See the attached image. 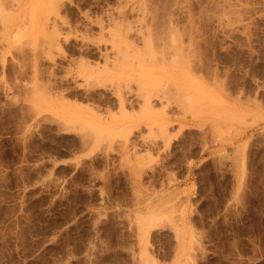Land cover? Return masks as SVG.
I'll use <instances>...</instances> for the list:
<instances>
[{
	"label": "rangeland",
	"instance_id": "obj_1",
	"mask_svg": "<svg viewBox=\"0 0 264 264\" xmlns=\"http://www.w3.org/2000/svg\"><path fill=\"white\" fill-rule=\"evenodd\" d=\"M0 264H264V0H0Z\"/></svg>",
	"mask_w": 264,
	"mask_h": 264
},
{
	"label": "bare ground",
	"instance_id": "obj_2",
	"mask_svg": "<svg viewBox=\"0 0 264 264\" xmlns=\"http://www.w3.org/2000/svg\"><path fill=\"white\" fill-rule=\"evenodd\" d=\"M187 217H188V215H187Z\"/></svg>",
	"mask_w": 264,
	"mask_h": 264
}]
</instances>
